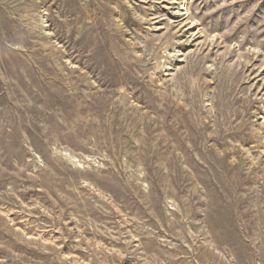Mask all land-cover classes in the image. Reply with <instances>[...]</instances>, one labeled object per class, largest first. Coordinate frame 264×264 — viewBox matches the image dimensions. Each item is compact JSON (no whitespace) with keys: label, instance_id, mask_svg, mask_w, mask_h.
Masks as SVG:
<instances>
[{"label":"rangeland","instance_id":"1","mask_svg":"<svg viewBox=\"0 0 264 264\" xmlns=\"http://www.w3.org/2000/svg\"><path fill=\"white\" fill-rule=\"evenodd\" d=\"M0 264H264V0H0Z\"/></svg>","mask_w":264,"mask_h":264}]
</instances>
